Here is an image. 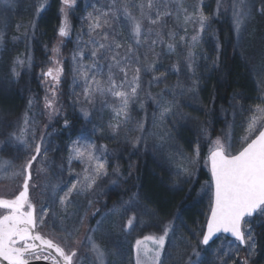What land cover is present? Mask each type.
<instances>
[{
    "label": "trees",
    "instance_id": "1",
    "mask_svg": "<svg viewBox=\"0 0 264 264\" xmlns=\"http://www.w3.org/2000/svg\"><path fill=\"white\" fill-rule=\"evenodd\" d=\"M97 2L95 7L94 0H78L73 15L72 12L70 14L71 38L63 40L58 34L62 24L61 0H0V77L4 76L15 88L7 96L0 93V111L11 116L19 112L22 115L17 136L22 135L23 143L18 142L26 144L27 150L26 155L19 156L21 161L33 156L37 144L42 149L48 148V143L43 145L46 139L51 138L55 144H49L55 153L37 159L44 166V177L38 185L40 194L45 197L43 199L53 193L54 185L58 186L53 203L54 207L60 208L59 197L84 176L88 165L83 161V169H78L75 158L69 162L74 142L95 144V155L105 164L107 175L97 178L93 190H89L92 194H85L87 203L83 211L79 212L75 206L65 212H71L66 226L76 223L85 231V238L94 231L101 217L107 216L106 227L108 230L112 228L113 233L105 232V227V236L99 235L100 242H113L115 249L130 254L126 259L133 264L136 240L155 230L162 234L163 226L169 222L173 224L174 231H170L166 239L162 264H175L179 257L187 255L196 257V264H201V256L204 259L202 264H264V216L259 214L246 220L252 240L248 241L245 250L236 241L223 236L208 247H203L200 242L212 205L211 177L206 167L209 148L213 139L223 137L225 113L235 90L250 91L252 88L244 64L232 54L231 0H224L226 10L222 9L219 16L215 15L217 0H169V16L161 15L156 24H149V19L141 24L156 29L160 35V44L156 47L147 41L148 50L142 26L139 37L133 34L136 21L124 24L128 26L127 33L133 41L129 46L124 41L120 42L122 21L117 19V3ZM200 7L208 16L210 26L205 27L201 38L192 47L194 60L192 66L187 67L182 58V48L189 43L192 29L198 28V22L193 23V20L197 18ZM90 13L93 19H89ZM149 13H152L151 19H157L154 9L151 8ZM186 15L190 19L185 21ZM97 18L100 26L91 27ZM87 27L91 30L86 31ZM97 31L101 32L100 35L93 37ZM76 43L80 47H76ZM100 44L105 47L100 48ZM120 44L121 47H117ZM169 45H172L171 49ZM74 49L81 53V60L77 58V62L87 76L95 74L93 68L98 65L92 68L94 58V64H100L97 76L105 81L108 79L102 78L101 74H106L108 66L114 67L116 59L128 51L134 54L135 69H140L137 94L130 99L129 118L125 121L121 116L118 130L113 131L110 127L117 124L112 121L111 111L119 101L110 91L96 98L94 106L84 102L80 114L73 110L70 57ZM57 51L63 56L64 74L62 81L53 89L48 86V81H42L40 74L52 68L53 54ZM151 52L146 59L145 53ZM17 59L23 63L17 64ZM18 69H22L19 74L16 72ZM118 76L122 74L118 72ZM23 80H28L30 86L25 97L15 87ZM46 98L52 101L53 109H57L60 116L53 117L55 111L45 106ZM161 106L171 108L163 121L172 117L179 125L174 145L181 154L167 152L165 145L169 144L160 145L157 139L156 128L164 124L160 119ZM25 115L27 126L24 125ZM182 117L185 118L184 123L180 122ZM248 118L236 128L233 153L241 148L240 138L246 134ZM81 125L90 126L88 134L77 131ZM111 150L114 153L109 156ZM8 165L0 169V174L7 171ZM177 173L180 181L176 178ZM125 205L130 207L127 209ZM117 208L123 209L110 214ZM60 213L56 217L58 223L63 222ZM133 215V226L128 228L126 221ZM220 239L233 245V256H216ZM253 241L254 247H249Z\"/></svg>",
    "mask_w": 264,
    "mask_h": 264
},
{
    "label": "rangeland",
    "instance_id": "2",
    "mask_svg": "<svg viewBox=\"0 0 264 264\" xmlns=\"http://www.w3.org/2000/svg\"><path fill=\"white\" fill-rule=\"evenodd\" d=\"M98 0H94V5L97 7ZM110 5H113L117 3V19L118 21H122L120 25V42L124 41L127 46H129L130 42L133 41L132 37L129 36L128 32V26L126 27V22L130 21H140L141 24H143L146 20L151 17L152 13H149L151 8L154 9L156 12L164 13L165 10L167 12H170V4L169 0H151V7H148L149 0H107ZM78 0H76L77 4ZM247 2L252 6V18L247 23L246 28H241L240 32H237L235 30V24L234 20L232 18V14L230 16L231 19V32H232V54L233 56H237L238 59L241 60V62L244 64L246 71L245 74L248 76L247 79H249L250 84H252V88L250 91L248 90H242V89H236L235 93L231 97L230 107L228 108V111H226L225 115L226 120L224 122V134L223 137L220 136L222 142L224 141L225 133H231V142H234V136L236 133V128H238V124H241L244 122L245 119L248 117H251L252 115H258L255 112V109L257 106L264 107V12H261V9H264V0H247ZM125 5H127V10L129 14L125 13ZM141 5H143V9H141ZM62 0H61V8H62ZM76 6V5H75ZM75 6L73 8H75ZM73 8L67 9L68 13V21L70 24V14L73 10ZM143 11V15L141 12ZM61 12V11H60ZM73 15V12H72ZM169 16V15H165ZM62 21H63V14L61 13ZM135 18V19H133ZM186 21V20H185ZM197 22V18L193 20V23ZM187 23V22H186ZM126 24V25H124ZM149 24L150 21H149ZM209 24V21L207 22ZM142 26V25H141ZM127 29L125 31V28ZM86 31H90L91 28L87 27L85 28ZM69 28V35L65 37H60L63 40H68L71 38L72 33L70 32ZM143 31V39L144 44L146 43V47L148 50V43L147 41L150 40L151 46L156 47L160 44V35L157 34L156 29H150L147 28V26H142ZM141 31V32H142ZM199 32V25L198 28L192 29V37L194 35H197ZM100 31L95 32L92 34L93 37H98L100 35ZM203 33H200L198 39L196 41L191 39L188 41L189 43L185 45L182 48V58L184 60V63L187 67H189V64H193V52L192 47L194 44L201 38ZM78 46V43L75 45ZM121 47V44L119 45ZM213 51V49H212ZM151 53H145L146 59H148V56H150ZM192 54L191 57L189 54ZM79 50L77 53V49L73 50V55L70 57V62L72 61V89L73 91L78 95V97H81L80 99L76 98L74 92L71 96V106L73 110L78 112L80 114V108L81 105H83L84 102H86L89 105L94 106V103L96 104V98L103 97L108 93L107 90H105L103 93L99 91H95V84L93 83V78L96 81H99L100 84L107 89L109 87V76H111L112 80L115 81L116 85L119 86V90L130 92L131 87L135 86L132 82V77L135 74V56L132 52L128 51V53L122 55L118 59H116L115 66H108V70H105V75H102V78H107L108 80L105 81L98 77V73L100 70V64L99 62L97 64H94V58L92 59V68L94 65H98L94 67V72L86 74V71H84L80 66L81 64L77 62L78 60H81L79 57ZM54 57V64L51 69H53V74H56V70L58 68H62L63 71L59 74V81H62L63 74H64V62H63V56L59 51L55 52L53 54ZM75 57V58H74ZM58 62V63H57ZM121 69H124V71H121ZM190 69V68H187ZM19 73L22 72V69H18L16 71ZM46 71L42 72L40 74L42 81L45 83L48 81V86L50 88L56 89L58 83L54 82L51 77H48L44 75ZM110 72V74H109ZM118 72L122 74V76H118ZM125 72L127 75L125 76ZM107 76V77H106ZM42 82V84H43ZM11 82L4 79L3 77H0V93L2 95H9L13 89L11 87ZM18 86V87H17ZM17 92H20L21 96H26L29 93L30 86L28 85V80L19 81L17 84H15ZM86 89H89L88 92H86ZM119 99L118 104L115 106V108L112 109L111 115H112V121L119 124L122 119L121 117H116L114 109L118 108L121 104V98L117 97ZM131 99V97H130ZM129 99V104H130ZM128 104V108H129ZM23 110V109H22ZM33 110V109H32ZM60 116L58 114V111L53 113V117ZM21 117L20 112L18 115H7L6 112L0 111V164H4V162H8V167H6L7 171L4 174H0V198H3L5 200H11L14 199L17 195H19L20 191L23 190V182L25 179L23 166L28 161H21L20 155H26V144L19 143L13 136V134L17 135L18 130L20 128L21 124ZM249 120V118H248ZM245 123V128L247 126V122ZM185 118L182 117L180 119L181 123H184ZM164 124H162L161 127H157V139H159L160 145L169 144L168 146L165 145L167 152H173V154L178 155L181 154L180 149L174 145V141L177 138L178 134V124L176 121L173 120L172 117L168 118V121H163ZM242 125V124H241ZM88 130H90V126L88 125H81L77 131H82L84 135L88 134ZM217 139V138H216ZM216 139H213L212 145L209 148V150L213 147V143ZM48 143V148L45 147V149L41 148L40 145V154L36 156L35 161L32 162L31 167V180L29 181V199L31 203L35 206V216L37 217L38 221L41 218L42 211H46L47 215L43 217V223H38L37 225V232H39L43 237L47 239H52L55 243L59 244L61 247L65 249L66 252H69L71 250L76 251V256L73 257V264H100V261L97 259L96 254L92 251V243L95 242L96 244H99L102 249L105 252L103 261L104 264H133V262L127 260L126 258H130L129 253H123L120 249H115L114 244H106L105 242H100L99 235L103 234V231L106 227V221L107 216H102L99 220L98 224L96 225V228H94V231L87 235V237L83 238V234L85 231L79 229L78 225L76 223L69 224L68 226L65 225L67 223L66 221L69 220L70 213L72 210V207H75L79 209L80 211H83V209L86 207L87 198L86 195L92 194L89 193V190H93L94 185L91 189H87L79 194L77 192H73L71 194V201L72 203L68 205L67 209L65 210L62 206H60L59 209H57L55 206V202L53 203L54 194H50L46 197V199H43V195L40 194L41 192L38 189V185L41 184L42 179L44 177L43 169L44 166L41 165L37 159L40 156H49L50 153H55L54 147H49V144L51 146H55L51 138L46 139L43 142V145ZM20 147V148H19ZM16 148H19L20 150H17ZM51 149L53 151L51 152ZM13 150H17L16 152ZM33 155H36L35 150L33 152ZM114 150L109 151V156L113 155ZM210 154V151L206 157V167L208 169V156ZM77 165L76 167L78 169H83V160L76 159ZM40 164H39V163ZM34 164L37 165V167H34ZM41 166H43L41 168ZM5 167V164H4ZM95 167V163L92 165H87L86 168L88 169L87 175H93V168ZM4 169V168H3ZM181 171V169H179ZM180 173V172H179ZM178 174V173H177ZM176 174V178H178V181H180L179 175ZM86 173L84 176H81L79 179L82 183H87V181L84 180ZM79 186V185H78ZM212 188V186H211ZM97 190V189H96ZM67 191V189H66ZM211 197L213 198V191L211 189ZM86 194V195H85ZM207 195V193L205 194ZM45 198V197H44ZM49 198V199H48ZM55 200V199H54ZM78 203V205H76ZM125 205V208H129L130 206ZM119 209L123 208H117L112 209L110 214H115L114 212H117ZM8 210L0 208V215L6 214ZM55 211V214L53 215ZM57 211V212H56ZM123 211V210H122ZM61 212V213H60ZM60 213L62 216L61 223H58V220L56 219L57 214ZM107 219V220H106ZM105 224V225H103ZM61 225L63 227H61ZM65 225V226H64ZM103 226V228H102ZM248 227V226H247ZM98 228H102L101 230ZM249 228V227H248ZM109 228L106 227L105 232L113 233V229L108 230ZM151 234L160 235L161 233L159 231H154ZM150 235V234H147ZM230 240V239H228ZM204 247V246H203ZM232 247V248H231ZM233 245H229L224 240L220 239L218 241V250L215 252L216 256H233L234 254L231 251L233 249ZM136 251V249H135ZM119 252V254H117ZM211 254V253H210ZM192 256V255H190ZM190 256H181L178 258V262H175V264H196V257H190ZM172 257V255H170ZM203 258V256H201ZM163 258H165L164 249L161 254L160 258V264L163 262ZM177 258V257H176ZM201 258V264L204 261ZM167 259V258H166ZM244 260V259H242ZM134 261V260H133ZM127 262V263H124ZM136 264V259H135Z\"/></svg>",
    "mask_w": 264,
    "mask_h": 264
},
{
    "label": "snow or ice",
    "instance_id": "3",
    "mask_svg": "<svg viewBox=\"0 0 264 264\" xmlns=\"http://www.w3.org/2000/svg\"><path fill=\"white\" fill-rule=\"evenodd\" d=\"M62 5L61 13L63 14V21L58 29V34L61 37H65L69 35L70 28L67 9L73 8L76 5V0H62ZM151 6V0H149L148 7ZM143 7L141 5V9ZM230 8L235 30L240 32L241 28H246L247 23L252 18V6L247 0H231ZM222 9L226 10L224 9V0H217L215 15L219 16ZM124 10L126 14L130 15L127 5H125ZM183 10L187 12V9ZM261 12H264V9H261ZM141 14H144L143 11ZM161 15H170V13L167 10L164 13L157 12V19L154 20L149 17L150 23L156 24ZM196 15L199 32L192 37L193 41L198 39L206 26H210L207 24L209 18L204 14L202 7L199 8ZM89 19H93L91 13L89 14ZM188 19L190 17L186 15L185 20ZM99 26L97 18V21H94L91 27L95 28ZM133 34L136 37L140 36V21L135 22ZM136 42L139 43V40L137 39ZM99 47L104 48L105 45L100 44ZM169 48L171 49L172 45H169ZM92 55L95 56L96 52L93 51ZM189 55L191 57L192 54L190 53ZM113 59L115 60V57ZM22 63L23 61L17 59V64ZM189 67H191V64H189ZM62 71V68H58L54 75L53 69L49 68L44 75L51 77L54 82L58 83L59 74ZM121 71H124V69H121ZM134 71L135 74L132 77V82L135 86L131 87L130 92L119 90V86L116 85L111 76H109V87L107 89L93 78L95 91L103 93L107 90L112 92L114 96L121 98L120 106L114 109V111L116 117L123 116L125 121L129 118L127 112L129 99L137 94L140 69L136 68ZM126 75L127 73L125 72ZM88 91L89 89H86V92ZM45 106L53 109L52 101L46 98ZM161 107L160 119L163 121L167 113L171 111V108ZM53 111L55 110L53 109ZM255 112L258 115L249 117L246 134L240 138L241 148L238 151L235 153L232 151L233 144L230 132L225 133L223 142L218 137L214 141L213 147L209 150L213 182V201L210 216L206 223V231L203 233L200 241L203 245H209V242L218 233H230L240 244H248V241L252 240V234L250 228L246 227L248 222L245 218H251L254 214L264 216V107L257 106ZM27 124L28 118L25 115L24 125L27 126ZM65 124L67 125V122ZM110 127L113 131H116L119 128V124H112ZM25 130L26 128L22 129V133ZM13 136L17 141L23 143L22 135L17 136L13 134ZM95 151V144L80 145L79 141L74 142L69 162L74 158L81 159L88 165L95 163V167L93 168V175H87L88 169L85 168L86 175L84 180L87 183H82L78 179L59 197V203L65 210L72 203L70 197L73 192L79 194L87 189H91L96 184L99 176L107 175L105 164L100 162L99 157L95 155ZM35 153L36 155H33L23 166L25 175L23 190L14 199L5 200L0 198V208L8 210L6 214L0 215V262L6 261L7 264H30L32 259H51L52 264H73V257L76 256L75 250L66 252L63 247L52 239H47L35 231L38 223H43V217L47 215L46 211H42L41 218L38 221L35 216V206L29 199L30 170L32 162L40 154L39 144L35 147ZM196 155L197 157L199 156L198 149ZM7 163L6 161L4 162V164ZM4 164H0V169L4 167ZM57 187L56 185L53 186V194H55ZM89 203L91 204V202ZM25 208H27V211ZM134 220L135 216H130L125 226L131 228ZM170 231H174V226L171 222L163 226L162 234H150L144 236L142 239H137L135 242L136 264H160L161 254ZM248 246L254 247V241ZM49 249L53 250L56 255H53L52 252H48L47 255H41L42 252ZM92 251L96 254L100 264H104L103 258L105 252L102 247L93 242Z\"/></svg>",
    "mask_w": 264,
    "mask_h": 264
},
{
    "label": "water",
    "instance_id": "4",
    "mask_svg": "<svg viewBox=\"0 0 264 264\" xmlns=\"http://www.w3.org/2000/svg\"><path fill=\"white\" fill-rule=\"evenodd\" d=\"M210 155V154H209ZM208 165H209V173H210V177H211V184H212V191H213V182H212V176H211V163H210V160H209V156H208ZM212 201H213V198H212ZM3 209V208H2ZM256 214H254L253 215V217L255 216ZM209 216H210V214H209ZM208 216V217H209ZM253 217H251V218H253ZM246 219H250V218H245V220ZM207 223V222H206ZM35 231H36V229H35ZM205 231H206V227H205ZM220 236H224V237H226V238H228V239H231V240H234V241H236V239H235V237H233V236H231V234L230 233H218L216 236H214L213 237V239L209 242V245H203L204 247H208V246H211L214 242H216V240L220 237ZM239 245H240V247L242 248V250H245L246 249V244H240L239 243V241H236ZM37 244H39V242H37ZM47 251H49V252H52V254L53 255H56L55 254V252L53 251V250H47ZM58 259H59V257H57ZM0 264H7V262L6 261H2V262H0ZM30 264H43L42 262H31L30 261ZM44 264H48V263H44Z\"/></svg>",
    "mask_w": 264,
    "mask_h": 264
},
{
    "label": "flooded vegetation",
    "instance_id": "5",
    "mask_svg": "<svg viewBox=\"0 0 264 264\" xmlns=\"http://www.w3.org/2000/svg\"><path fill=\"white\" fill-rule=\"evenodd\" d=\"M25 210L27 211V208H25ZM48 252L49 251L46 250V251L42 252L41 255H47ZM31 262H42L43 264L44 263L52 264L51 259H47V260H45V259H32Z\"/></svg>",
    "mask_w": 264,
    "mask_h": 264
}]
</instances>
